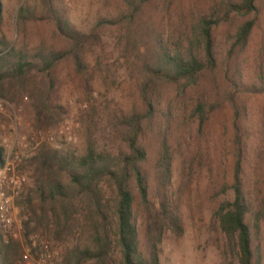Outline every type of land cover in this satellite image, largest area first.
I'll return each mask as SVG.
<instances>
[{"label":"trees","instance_id":"obj_1","mask_svg":"<svg viewBox=\"0 0 264 264\" xmlns=\"http://www.w3.org/2000/svg\"><path fill=\"white\" fill-rule=\"evenodd\" d=\"M120 1L123 11L119 17L99 19L86 34L69 24L55 0H42L47 17L70 45L60 50L33 53L0 36V97L21 100L24 90L32 88L39 126L45 124V111L51 108L48 92L54 86L51 80L56 65L71 56L81 70L80 49L90 40H98L99 29L118 25L121 45L135 55L139 105L112 117L116 138L124 148L98 150L91 144L75 155L42 146L30 160L35 166L33 192L39 198V210L45 215L49 204L57 237L68 238L70 243L60 264H161L165 230L177 234L183 230L179 208L170 195V139L177 101L188 96L196 132L193 140L199 141L206 133L218 106L225 104L230 109L231 131L225 139L219 186L213 190V220L228 264H261L262 210L257 196L263 182L253 160L259 144L262 152L258 155H264V141L257 134L250 101L264 97V76H246L242 59L255 32L264 34V0H218L209 13L194 9L183 30L185 36L181 34L172 44L161 31L163 17L175 12L180 20L186 4L161 0V19L150 23L147 20L152 16L145 14L154 0ZM2 14L0 1V22ZM34 16L28 4L17 9L19 23ZM220 29V35L216 34ZM34 74L45 75V90L35 83ZM5 82L18 88L16 97L13 92L8 94L11 88L1 86ZM153 137L159 142L154 165L150 163ZM5 160V148L0 145V170ZM151 192L154 201L149 199ZM33 199L29 194L28 202ZM142 208L147 215L143 241L139 232ZM16 246L6 245L0 230V264H12L10 254L19 255ZM115 251L117 260L112 257Z\"/></svg>","mask_w":264,"mask_h":264},{"label":"rangeland","instance_id":"obj_2","mask_svg":"<svg viewBox=\"0 0 264 264\" xmlns=\"http://www.w3.org/2000/svg\"><path fill=\"white\" fill-rule=\"evenodd\" d=\"M3 18L0 36H5L11 45L31 52L41 49L60 50L69 43L47 17L42 0H0ZM161 0L152 1L147 7V21L161 19ZM186 4L182 18L177 14L163 17L161 31L170 44L185 36V25L193 17L194 9L209 13L218 0H181ZM55 5L76 30L89 34L99 19L119 17L123 11L120 0H55ZM28 4L35 16L18 22L17 9ZM222 29V28H221ZM221 29L216 31L220 35ZM99 38L90 40L80 49L84 67L80 70L69 56L60 61L53 72L54 84L49 89V112L45 124L37 125L35 98L32 88H26L22 99L14 101L0 97V145L5 148L9 162L7 170H0V230L6 245L17 247L19 255L10 254L12 264H32L39 259L43 246L52 252L51 264L64 261L68 238L57 237L51 207L46 205L45 215L39 210V198L34 194L35 166L30 160L42 146L59 151L82 154L87 146L101 150L117 151L124 145L116 138L112 117L128 112L139 105L136 88L138 73L133 62L135 55L126 52L121 45V29L118 25L106 26L98 31ZM264 34L256 31L252 44L243 55V72L249 77L258 73L264 76ZM143 42V41H142ZM144 43V42H143ZM41 89L48 87L45 75L34 74ZM31 78V85L35 84ZM11 88L8 94L16 97L17 87L8 82L1 84ZM220 86V85H219ZM47 93V94H48ZM257 121V134L264 141V97L251 101ZM190 96L177 101L175 121L170 139L172 149V180L170 195L179 208L182 232L165 230L160 245L161 264H228L224 258L221 233L213 220V190L218 187L219 171L225 149L226 135L230 134V109L218 106L211 115L208 128L200 140H193L195 124L191 117ZM229 130L227 132V130ZM227 132V133H226ZM151 139V138H150ZM150 163L156 162L159 142L153 137ZM254 153L253 165L262 179L257 204L262 210L260 239L264 264V155L262 144ZM3 168V167H2ZM34 199L28 202V195ZM153 192L149 199L154 201ZM36 215H34V211ZM145 209L139 216V232L144 240ZM72 239V237H71ZM70 239V240H71ZM74 239V237H73ZM69 240V241H70ZM71 242V241H70ZM73 242V241H72ZM28 255L27 261L23 256ZM118 259V253H112Z\"/></svg>","mask_w":264,"mask_h":264},{"label":"built area","instance_id":"obj_3","mask_svg":"<svg viewBox=\"0 0 264 264\" xmlns=\"http://www.w3.org/2000/svg\"><path fill=\"white\" fill-rule=\"evenodd\" d=\"M8 165L9 162L7 161V159L5 160V163L3 165V168L1 169L3 170H7L8 169ZM43 252L39 255V259L38 261L32 263V264H51V260L53 257V254L51 251L48 250V245L45 244L43 247ZM24 260L27 261L28 259V255H24L23 256Z\"/></svg>","mask_w":264,"mask_h":264}]
</instances>
